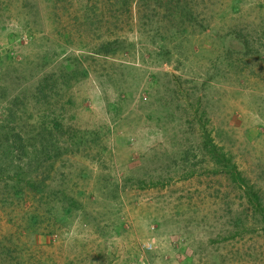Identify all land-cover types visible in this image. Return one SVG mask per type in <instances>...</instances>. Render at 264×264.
I'll return each mask as SVG.
<instances>
[{
    "label": "rangeland",
    "instance_id": "rangeland-1",
    "mask_svg": "<svg viewBox=\"0 0 264 264\" xmlns=\"http://www.w3.org/2000/svg\"><path fill=\"white\" fill-rule=\"evenodd\" d=\"M0 264H264V0H0Z\"/></svg>",
    "mask_w": 264,
    "mask_h": 264
}]
</instances>
